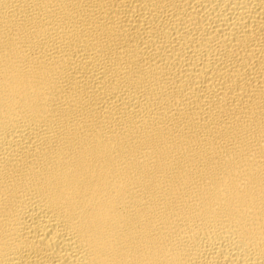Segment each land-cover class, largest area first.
Here are the masks:
<instances>
[{
	"label": "bare ground",
	"instance_id": "obj_1",
	"mask_svg": "<svg viewBox=\"0 0 264 264\" xmlns=\"http://www.w3.org/2000/svg\"><path fill=\"white\" fill-rule=\"evenodd\" d=\"M0 264H264V0H0Z\"/></svg>",
	"mask_w": 264,
	"mask_h": 264
}]
</instances>
